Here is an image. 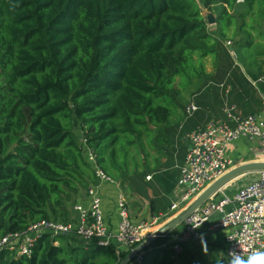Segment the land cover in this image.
I'll return each mask as SVG.
<instances>
[{
  "label": "trees",
  "instance_id": "obj_1",
  "mask_svg": "<svg viewBox=\"0 0 264 264\" xmlns=\"http://www.w3.org/2000/svg\"><path fill=\"white\" fill-rule=\"evenodd\" d=\"M229 38L262 54L264 0H0V237L75 222L95 167L134 174L165 140L174 97L212 76L207 58L231 60ZM128 252L46 231L0 264H118Z\"/></svg>",
  "mask_w": 264,
  "mask_h": 264
},
{
  "label": "crops",
  "instance_id": "obj_2",
  "mask_svg": "<svg viewBox=\"0 0 264 264\" xmlns=\"http://www.w3.org/2000/svg\"><path fill=\"white\" fill-rule=\"evenodd\" d=\"M230 42V40L225 41ZM224 47L231 55V60L222 58L211 61V69H206L212 76L199 90H186L183 97H174V109L161 131L165 139L161 145L150 148L149 156L142 160L138 170L119 180L97 181L98 192L101 195V207L104 221L111 233H115L120 220L118 197L124 199L130 219L134 222L160 217L154 229L160 228L175 214L170 213V205L179 201L183 187L179 183L180 166L184 163L189 141L187 134L193 130L205 128L209 121L227 122L234 126L235 122L228 120L224 107L234 106L233 114L246 116L262 114L264 116V47L262 54H254V48L246 47L234 52L232 46ZM233 50V55L231 51ZM222 84V85H221ZM229 89V90H228ZM228 90V91H227ZM187 95V97L185 96ZM190 103L197 109L188 113ZM261 143L245 138L232 141L226 145V154L235 164L248 161L250 155L261 156ZM253 159V158H250ZM244 173L219 190L218 197L207 202H215L223 197H229L230 202L224 205L225 211L231 210L236 202L233 200L237 190L248 183ZM239 187V188H238ZM88 196L84 194L81 202L75 204L87 205ZM78 213H70V220H76ZM222 211H213L197 228L199 237L183 241L180 249H173L174 236L185 229V222L179 224L163 236L156 237L144 248L140 264H222L226 254L225 237L227 228L211 229L210 225L220 216ZM166 216V217H165ZM165 217V218H161ZM207 244V251L201 242V235ZM119 250L130 251V247L117 244ZM130 264H135L134 260Z\"/></svg>",
  "mask_w": 264,
  "mask_h": 264
},
{
  "label": "built area",
  "instance_id": "obj_3",
  "mask_svg": "<svg viewBox=\"0 0 264 264\" xmlns=\"http://www.w3.org/2000/svg\"><path fill=\"white\" fill-rule=\"evenodd\" d=\"M227 44L230 42L228 41ZM233 108L234 106L228 105L224 107V112L228 120L235 122L234 126H230L227 122L216 123L211 120L205 128L193 130L187 134L189 145L184 163L180 166L179 177L183 193L179 201H174L170 205V213L177 211L180 207L182 210L186 208L209 183L235 165V162L226 154L225 149L228 143L245 138L250 141L258 140L264 146V116L262 114L236 116L232 112ZM196 109L197 106L190 103L187 112L190 113ZM81 142L84 145L85 139ZM85 155L90 163L95 164L96 157L90 148H85ZM261 156H264V152ZM95 173L99 181H113L98 167H95ZM87 196V205L73 206L78 213L75 222L38 221L31 224L25 231L0 237V251L6 249L15 255H29L37 239L46 231L61 234L73 230L85 241H95L100 246L105 247L113 242L130 248L155 233L156 229L153 227L160 221V217L132 221L121 196L118 197L120 220L115 233H111L104 221L101 195L96 184L88 187ZM233 200L236 205L228 211L223 209L224 205L230 202L227 196L215 202L206 201L197 208L184 221L185 229L174 236L173 249L178 251L183 241L199 237L197 228H194L192 224L203 223L213 211H222V215L210 227L211 229H229L225 237L226 254L229 251H237L247 258L253 251L258 249L264 251V171H257V177L237 190ZM142 255L143 251L135 255L133 259L135 264H140Z\"/></svg>",
  "mask_w": 264,
  "mask_h": 264
},
{
  "label": "water",
  "instance_id": "obj_4",
  "mask_svg": "<svg viewBox=\"0 0 264 264\" xmlns=\"http://www.w3.org/2000/svg\"><path fill=\"white\" fill-rule=\"evenodd\" d=\"M203 16L208 25L215 24L216 17L211 11L205 10ZM257 171H264V160H248L231 166L220 177L209 183L186 208L158 228L152 236L134 245L128 254L119 260L118 264H130L135 255L144 250V248L151 244L156 237L163 236L179 224H182L190 214L203 205L207 200L218 197L219 190L222 186L244 173Z\"/></svg>",
  "mask_w": 264,
  "mask_h": 264
},
{
  "label": "clouds",
  "instance_id": "obj_5",
  "mask_svg": "<svg viewBox=\"0 0 264 264\" xmlns=\"http://www.w3.org/2000/svg\"><path fill=\"white\" fill-rule=\"evenodd\" d=\"M201 224V222H197L192 224V226L194 228H199ZM229 238L232 239L231 237ZM201 242L204 246V250L207 251V244L204 240L203 234L201 235ZM222 264H264V251L259 249L253 251L247 256V258L242 256L240 252L229 251L227 254H224Z\"/></svg>",
  "mask_w": 264,
  "mask_h": 264
},
{
  "label": "rangeland",
  "instance_id": "obj_6",
  "mask_svg": "<svg viewBox=\"0 0 264 264\" xmlns=\"http://www.w3.org/2000/svg\"><path fill=\"white\" fill-rule=\"evenodd\" d=\"M205 10H206V9L202 8V11H203V12H204ZM209 27H210L211 29H214L215 26H214V24H213V25H209ZM229 39H230V44H226V42H225V45L228 46V47H229V46L231 47V46L233 45V39H232V38H229ZM259 39H263V38H259ZM227 40H228V39H226V41H227ZM255 42H259V41L256 40ZM262 43H264V39H263ZM254 44H255V43H254ZM261 46H262V45H256V47H258L259 49L262 48ZM232 49L234 50L233 47H232ZM233 50L231 51L232 55H233ZM234 52H235V51H234ZM205 67H206L207 70L212 68L210 58H207ZM184 93H185V92L181 93L180 96L183 97V96H184ZM185 96L187 97L186 94H185ZM78 136H79V138H81V133H78ZM261 145H262V146H260V149L263 148L262 151L264 152V146H263L262 143H261ZM250 158H253V159H250ZM259 158H260V159H264L262 156H258V157H257V156H254L253 154L250 155V157H249L248 159H249V160H256V159H259ZM256 177H257V172H251V173L249 174V177H246L245 179L249 181V180H252V179H254V178H256ZM243 186H244V185H243ZM243 186H241V187H243ZM241 187H240V188H241ZM238 188H239V187H238ZM240 188H239V189H240ZM239 189H238V190H239ZM181 211H182V210H181ZM181 211H180V212H181ZM180 212H179V213H180ZM177 214H178V213H177ZM177 214H175V215H177ZM175 215H174V216H175Z\"/></svg>",
  "mask_w": 264,
  "mask_h": 264
}]
</instances>
